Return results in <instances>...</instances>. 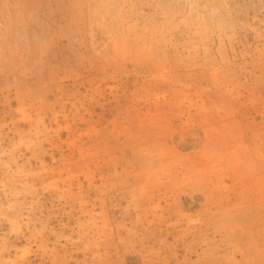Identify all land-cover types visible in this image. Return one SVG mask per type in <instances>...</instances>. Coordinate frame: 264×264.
Masks as SVG:
<instances>
[{
    "label": "rangeland",
    "instance_id": "374dc122",
    "mask_svg": "<svg viewBox=\"0 0 264 264\" xmlns=\"http://www.w3.org/2000/svg\"><path fill=\"white\" fill-rule=\"evenodd\" d=\"M0 264H264V0H0Z\"/></svg>",
    "mask_w": 264,
    "mask_h": 264
}]
</instances>
